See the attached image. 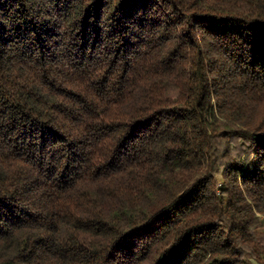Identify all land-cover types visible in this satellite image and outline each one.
Returning <instances> with one entry per match:
<instances>
[{"label": "trees", "instance_id": "obj_1", "mask_svg": "<svg viewBox=\"0 0 264 264\" xmlns=\"http://www.w3.org/2000/svg\"><path fill=\"white\" fill-rule=\"evenodd\" d=\"M263 226L264 0H0V264H264Z\"/></svg>", "mask_w": 264, "mask_h": 264}, {"label": "rangeland", "instance_id": "obj_2", "mask_svg": "<svg viewBox=\"0 0 264 264\" xmlns=\"http://www.w3.org/2000/svg\"><path fill=\"white\" fill-rule=\"evenodd\" d=\"M219 179H220V181H222L221 176H219ZM259 230H260V234L262 235V238L264 239V226L261 227ZM255 264H258V262H256Z\"/></svg>", "mask_w": 264, "mask_h": 264}]
</instances>
